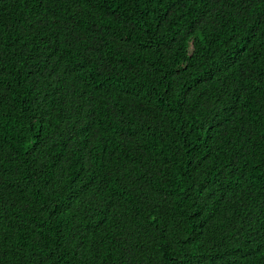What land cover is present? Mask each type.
Wrapping results in <instances>:
<instances>
[{"label": "trees", "instance_id": "trees-1", "mask_svg": "<svg viewBox=\"0 0 264 264\" xmlns=\"http://www.w3.org/2000/svg\"><path fill=\"white\" fill-rule=\"evenodd\" d=\"M0 264H264V0H0Z\"/></svg>", "mask_w": 264, "mask_h": 264}]
</instances>
